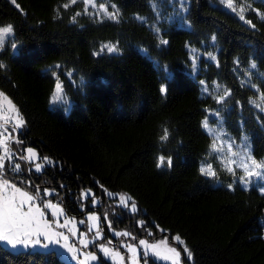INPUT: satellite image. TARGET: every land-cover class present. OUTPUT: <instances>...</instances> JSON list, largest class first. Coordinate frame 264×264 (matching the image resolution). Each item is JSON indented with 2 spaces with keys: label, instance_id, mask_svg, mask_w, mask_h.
Masks as SVG:
<instances>
[{
  "label": "trees",
  "instance_id": "trees-1",
  "mask_svg": "<svg viewBox=\"0 0 264 264\" xmlns=\"http://www.w3.org/2000/svg\"><path fill=\"white\" fill-rule=\"evenodd\" d=\"M109 2L115 19L91 17L71 0H0V26L14 30L0 49V93L24 121L11 142L21 153L5 163L4 176L33 196L39 189L37 199L57 202L75 218L84 214L83 190L131 197L137 219L183 239L192 264H264V194L242 188L213 155L202 122L218 104L199 85L215 81L231 93L220 110L226 131L246 137L253 159L264 161V114L243 83L253 69L264 97V0H249L241 14L220 0H185L180 24L157 17L169 16L177 0ZM103 44L118 52L94 56ZM193 49L215 55V63L200 60L196 77ZM57 79L68 110L51 107ZM28 148L45 163L38 173L18 159ZM161 155L171 157V168L157 167ZM202 164L216 175H201ZM0 264L64 263L50 252L0 245Z\"/></svg>",
  "mask_w": 264,
  "mask_h": 264
},
{
  "label": "rangeland",
  "instance_id": "rangeland-1",
  "mask_svg": "<svg viewBox=\"0 0 264 264\" xmlns=\"http://www.w3.org/2000/svg\"><path fill=\"white\" fill-rule=\"evenodd\" d=\"M178 4L177 6H174L172 4L170 5V15L169 16H160V11L156 12L158 17V20H166L168 22H173L174 20H177V24L181 23V18L184 13V7L183 4L185 3V0H177ZM222 2V0H220ZM249 0H232V3L234 5L235 10L230 9L227 7L226 0L225 2H222L225 7L233 12H236L237 14H241V9L244 8L248 4ZM75 2H79L82 4L84 13L95 17L97 19H112L111 15L116 16V9L113 7V5L109 2V0H75ZM73 0H71V3H75ZM95 5V6H93ZM106 9L107 13L102 10ZM10 38V37H9ZM8 38V39H9ZM7 39V40H8ZM105 52H107L105 50ZM191 54V76L196 77V75L200 71V60H206L210 61L212 63H215V59H211L209 54H202L198 51H190ZM212 57H215V55L211 54ZM193 59L196 61V70L193 71ZM250 71L253 72V69ZM247 73L244 75V85L251 88L255 93L256 97L255 100L252 101V106L261 114H264V111L261 109H264V97L260 94L258 89L253 83V77H260L258 74H252ZM262 77V76H261ZM264 77V76H263ZM204 82V81H203ZM200 89L205 97H210L217 105L216 110L209 111L207 113L208 118V124L209 127L212 129H215L217 133H221L219 140L217 141V147L223 148L222 152H212L213 155L218 159V161L221 163V159H226L229 156V153L227 151V145L229 143H232V150L233 152H236L237 155L234 157H231L236 163L233 164V168L235 170V175L230 173L232 176H235V182H237L242 188H249V187H256L260 190L262 193V188L264 185V179H261L257 176L248 177V183L242 184L240 182V177L244 175V172L241 168L237 167L236 165L241 163V157L245 151H247L251 155V146L249 144V141L246 137H241L239 139L233 138L228 132L226 131V128L224 126V120L220 113L221 110V103H217V98L224 95L226 92V89L216 83L215 81L211 82L210 84L207 83H201L199 81ZM218 86V87H217ZM62 88V87H61ZM205 88H207V91H205ZM56 90V88H55ZM54 90V91H55ZM62 95L65 97L64 92L62 90ZM226 97V96H225ZM67 99V98H66ZM51 107H59V108H66L67 110L70 108L71 103L67 99V103H62L60 101L53 102L50 101ZM14 108L16 111L13 112L11 109ZM18 111L12 104V102L9 100L8 97L0 93V131L3 130L4 127H8L11 129L15 124L14 117L17 115ZM19 115V113H18ZM4 117L9 118V122L6 125L4 121ZM20 117V116H19ZM21 118V117H20ZM22 129V126L19 129H16L15 131L6 132L3 134V136H0V141H4L3 143H0V157L5 156V147H7L8 151L11 153V159H5L4 164L6 162L12 163L13 159L16 158V155L14 154L15 151L18 153H21L16 147L14 146L12 148L11 142L16 138V135L18 132ZM204 132L212 138V141L214 137L209 134V132L203 127ZM5 137H10L9 139L5 140ZM246 138V139H245ZM29 149V148H28ZM25 151V156H27V150ZM32 149V148H31ZM35 153L36 151L32 149ZM37 154V153H36ZM252 156V155H251ZM253 158V157H252ZM20 161H22L27 167L28 165L31 167V170L33 172L38 173L35 170V165L39 162V156L36 155V159L34 161H28L25 159H21V156L18 157ZM258 162V161H257ZM264 162V161H262ZM20 164V163H18ZM43 165L42 169L45 166V163H40ZM21 166V164H20ZM222 166L225 168V165L222 164ZM41 169V170H42ZM226 169V168H225ZM40 172V171H39ZM51 194H53L51 191H48ZM110 192H106L100 197L96 196L92 190L86 189L83 190L80 194V201L82 202V205L80 207L81 211H84V214L80 218L70 217L68 216L63 206L57 202H53L50 199L46 200H39L36 199V203L38 205H41L45 202H51L61 209H63V216H52V210L50 209H42L45 213V219L49 220L50 222L56 221L59 224L63 225L65 219L68 221H75V224L69 223L66 227H60L56 229L59 232H63L65 235L69 237L68 243L74 244L77 248H80L81 246L78 243L77 237L80 236L81 233L85 234L86 239L89 241L87 248H82V251L85 253H92L97 256V260L95 261H87L86 264H104L103 261L114 264V261L111 257L105 256L103 252L100 251V246L104 245L106 247H109L117 252L120 253L121 256L124 257V260L122 264H130V259L132 257V254L127 251L126 245H133L137 248V254L136 259L138 261V264H145V259H147L148 264H171V261H165L163 259H160L151 253L148 254L147 257L144 256V249L139 245L140 240L146 241L148 244H161L163 251V244L166 242L168 247L175 248L177 252L180 253V264H192L193 263V255L186 246L183 239H181L177 235L170 236L168 234H163L162 230L159 228H155V230L145 226V224L137 219L138 217V210L136 212H131L130 207L126 208L122 205H120L119 202V196L117 194L109 195ZM50 194V195H51ZM131 204V201H129V205ZM137 208V207H136ZM90 215H95L98 219L95 222H91L87 220V217ZM81 221H84V223H81ZM91 224H95L96 227L93 228L91 232H89V226ZM53 227L55 228V223L53 224ZM73 231H75V236H73ZM99 231L100 238H96V233ZM120 232H127L130 235L127 237L124 236H116L115 233ZM179 238L177 240L176 238ZM42 239V238H41ZM111 241V243H109ZM182 241V243H181ZM0 245L6 248L7 250L17 253V252H40V253H48L50 252L47 249L40 248L39 246L32 248L29 247L27 249H24L23 246H18L16 249H13L10 245H7L6 242L0 241ZM185 248L188 249V251L191 253V258H189L188 253L185 252ZM50 249L57 251L58 254L56 256L64 263V264H77L76 261L71 260L70 254H68L64 249H60L58 245H50ZM80 259H84L83 256L79 257Z\"/></svg>",
  "mask_w": 264,
  "mask_h": 264
},
{
  "label": "snow or ice",
  "instance_id": "snow-or-ice-1",
  "mask_svg": "<svg viewBox=\"0 0 264 264\" xmlns=\"http://www.w3.org/2000/svg\"><path fill=\"white\" fill-rule=\"evenodd\" d=\"M13 3H15V0H12ZM75 2V0H73ZM222 2H225V0H222ZM227 7L230 9L235 10L234 5L232 3V0H226ZM95 6V5H93ZM19 7V5H17ZM67 7V5H65ZM114 7V6H113ZM107 13L106 9H103ZM243 9H241V12ZM261 15V18L264 19V13H258ZM111 15L112 19H115V15ZM240 19L245 20V17L243 15L240 16ZM245 23H249L251 27H255V25L251 24L250 21L245 20ZM14 34L13 26H0V49H2L5 46V43L7 42V39L11 37ZM213 40H215V37H213ZM161 43H167V41H161ZM12 49L15 51L17 50V44L11 43ZM107 51L108 53H116L118 52V48L116 45L113 44H103L101 46L100 52H94L93 55H100L104 51ZM193 52L195 49L192 50ZM209 56L211 59H215V57H212L209 53ZM4 65L0 63V68H3ZM57 68L60 67V65H56ZM251 67L255 68V64L251 65ZM196 70V61L193 59V71ZM164 72H167V69H163ZM55 74V73H54ZM69 77H71V73H68ZM203 84L204 82L201 81ZM218 87V86H217ZM167 89L165 86H161L160 92L166 93ZM205 91H207V88H205ZM230 92H225L224 95L217 98V103H221L226 95H230ZM51 100L53 102L60 101L62 103H67L66 97L62 95V88L61 84L59 82V79H57L56 83V90L53 92L51 96ZM264 111V109H261ZM11 111L15 112L16 110L14 108L11 109ZM5 121V124L7 125L9 122L8 117L3 118ZM15 124L14 126L9 129L8 127H4L2 131H0V136H3L4 133L15 131L16 129H19L24 121L22 118L19 117L18 113L14 117ZM203 127L209 132L210 135L214 137L212 145H211V151L212 152H222L223 148L217 147V141L219 140V137L221 133H217L215 129H212L209 127L208 124V118L206 117L204 121L202 122ZM168 130L164 129V133L161 136V140L165 141L168 139ZM10 137H5L4 139L7 140ZM246 139V138H245ZM4 141H0V143H3ZM234 143V141L232 142ZM232 143H229L227 145V151L229 153V156L226 159H221V164L225 165L226 170L229 173H232L235 175V170L233 168V164L236 162L231 159V157H234L237 155L236 152H233L232 150ZM5 156L0 157V241L6 242L7 245H10L13 249H16L18 246H23L24 249H27L29 247L35 248L39 246L40 248L47 249L50 251L51 254L56 255L58 254L57 251H54L50 249V245H58L60 249H64L68 254L71 256L72 261H76L77 264H86L87 261H95L97 260V256L92 253H85L82 251V248H87L89 241L86 239L85 234L81 233L78 239V243L81 246L80 248H77L74 244H69L68 240L69 237L65 235L63 232H59L56 229L60 227H66L69 223L75 224V221H68L65 219L64 224L61 225L56 221L50 222L49 220H46L45 213L42 209H50L52 210V216H63V209L58 207L57 205L51 203V202H45L41 205H38L36 203V199L39 197V189H37L36 196H33L29 194L26 191L21 190V188L17 187L15 184L11 183L5 176H4V170H5V159H11V153L8 151L7 147L4 149ZM27 156L21 157V159H25L28 161H34L36 159V153L29 148L27 150ZM45 162L51 163V161H48L47 158H45ZM167 166L168 168L172 167V159L171 157H168L165 159L163 155L159 156L157 167L161 168L164 166ZM237 167L241 168L244 172V175L240 177V182L242 184H247L248 177L257 176L261 179H264V162H257L255 159L252 158V156L245 151L241 157V163L236 165ZM43 165L40 163H37L35 165V170L37 172L41 171ZM21 169L20 164H15L13 170L19 172ZM200 173L201 175L210 176L213 177L216 175V171L213 169L212 164H202L200 167ZM232 185H229V188H231ZM51 193L45 190L44 195H50ZM262 194H264V188H262ZM111 196L112 194L109 193ZM129 201H131V197H127L125 195L119 196V202L120 205L128 208L130 207L131 212H136L137 208L135 205V202L132 201L129 205ZM97 217L95 215H90L87 217L88 221L95 222L97 221ZM55 223V228L53 227V224ZM81 223H84V221H81ZM95 224H91L89 226V232L95 228ZM75 231H73V236H75ZM116 236H124L127 237L130 234L127 232H117L115 233ZM42 238V239H41ZM96 238H100V233L97 231ZM179 240V238H176ZM111 243V241H109ZM182 243V241H181ZM139 245L144 249V256L147 257L149 253L152 255L163 259L165 261H171V264H180V253L176 251L175 248H171L167 246V243L165 242L163 244V251L162 245L157 244H148L144 240L139 241ZM127 251L132 254V257L130 259V264H138V261L136 259L137 254V248L133 245H126ZM100 251L104 253L105 256H109L114 261V264H122L124 257L120 255L119 252L106 247L104 245L100 246ZM185 252L188 253L189 258H191V253L188 251L187 248H185ZM83 256L84 259H80L79 257ZM145 264H148L147 259H145Z\"/></svg>",
  "mask_w": 264,
  "mask_h": 264
},
{
  "label": "flooded vegetation",
  "instance_id": "flooded-vegetation-1",
  "mask_svg": "<svg viewBox=\"0 0 264 264\" xmlns=\"http://www.w3.org/2000/svg\"><path fill=\"white\" fill-rule=\"evenodd\" d=\"M17 140V137L15 138V140H13V141H16ZM150 228V227H149ZM151 229H153V230H155L154 228H151Z\"/></svg>",
  "mask_w": 264,
  "mask_h": 264
},
{
  "label": "water",
  "instance_id": "water-1",
  "mask_svg": "<svg viewBox=\"0 0 264 264\" xmlns=\"http://www.w3.org/2000/svg\"><path fill=\"white\" fill-rule=\"evenodd\" d=\"M16 137H17V135H16ZM14 140H15V138H14Z\"/></svg>",
  "mask_w": 264,
  "mask_h": 264
}]
</instances>
